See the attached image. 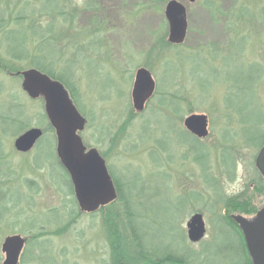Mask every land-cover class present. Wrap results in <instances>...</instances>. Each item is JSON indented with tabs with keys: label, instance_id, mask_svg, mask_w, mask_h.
<instances>
[{
	"label": "rangeland",
	"instance_id": "rangeland-1",
	"mask_svg": "<svg viewBox=\"0 0 264 264\" xmlns=\"http://www.w3.org/2000/svg\"><path fill=\"white\" fill-rule=\"evenodd\" d=\"M168 1L0 0V264L9 236L26 239L19 264H114V245L126 264H241L237 235L215 223L221 214L252 219L264 207L255 185L260 148L239 135L264 134V0H175L186 9L180 45L167 42ZM30 69L68 77L85 120L82 143L101 156L121 198L114 185L115 200L81 211L43 99L21 89L18 74ZM139 69L155 90L138 113ZM12 106L28 123L16 135L6 119ZM192 114L206 116V138L184 128ZM32 128L43 137L17 152L14 140ZM124 200L146 255L129 235ZM193 214L206 228L196 244L186 237Z\"/></svg>",
	"mask_w": 264,
	"mask_h": 264
},
{
	"label": "water",
	"instance_id": "water-1",
	"mask_svg": "<svg viewBox=\"0 0 264 264\" xmlns=\"http://www.w3.org/2000/svg\"><path fill=\"white\" fill-rule=\"evenodd\" d=\"M188 1L192 3L195 0ZM164 17L168 24L167 42L173 45L182 44L187 31L185 7L170 0L165 5ZM18 75L22 78L21 89L29 99L41 97L44 100L45 114L56 136L55 152L71 178L81 211L91 213L99 206L114 200V187L103 160L94 149L85 153V146L78 135L84 129L85 120L71 103L64 87L34 69ZM154 87V81L147 70L136 71L131 92L135 112L143 111L155 90ZM183 126L197 139H204L208 135L207 118L204 115H189L184 119ZM41 137L40 129H28L14 140V149L19 153H27ZM254 165L264 179V140L256 154ZM231 219L242 234L251 264H264V207L252 219L240 215H232ZM205 233L202 215L193 214L186 223L188 241L198 243ZM24 245L25 239L20 236L6 237L1 245V252L5 257L2 264H18Z\"/></svg>",
	"mask_w": 264,
	"mask_h": 264
},
{
	"label": "trees",
	"instance_id": "trees-1",
	"mask_svg": "<svg viewBox=\"0 0 264 264\" xmlns=\"http://www.w3.org/2000/svg\"><path fill=\"white\" fill-rule=\"evenodd\" d=\"M22 16H25V14H22ZM22 18H24V17H22ZM32 24H33V22H32ZM4 25H5V21L0 19V29H2L4 27ZM9 33H7V34H9ZM3 34H5V32ZM14 52H15V54L13 56H18L19 57V53H16V51H14ZM35 60L39 61L38 59H35ZM36 66H38V65H36ZM49 72L52 75V76H50V78L55 80V81L56 80L59 81V83H62L66 87V89L68 90L69 97H70V95L72 97L71 87H70V84L68 82V77L56 74L52 70L49 71ZM71 97H70V99H71ZM71 101H73V100L71 99ZM12 108H13V110H12ZM10 110H11V112L8 114L6 119L9 122L15 123L19 127L17 131L13 132V134L16 135L17 133L22 132V130L24 131V129L26 128L28 123L24 121V120H26V117H24L25 119H23V117H22L23 116V112L20 109L12 106V107H10ZM9 115H12V116H9ZM259 120H261L260 121V124H261V122H263L262 121V117H260ZM48 128H49V130L52 129L50 127V125L48 126ZM239 135L242 137V141L244 142V144L250 145V146H253V147H256V148H260V146L262 145V142H263V138H264V134L260 130H256V129L254 131L250 130V129H247V130L245 129V131H244V129H241L240 132H239ZM60 166L64 170V168H63L61 163H60ZM114 185L116 186L118 194H119L117 199H119V198H121V192L122 191H121V188H120V185H119L118 181H116V184L114 183ZM255 185L257 187L256 190L260 194L264 195V180L261 178V176L258 174V172H257V182H256ZM69 187H71L70 184H69ZM122 198H123V196H122ZM123 202H124V206H125L124 216L126 218L125 219L126 227H127L128 231H129V235L134 240L135 246L141 252L140 254L142 255V253H143V255H146L145 250L143 249V247L140 244V238H139L135 228L132 226V222H131L132 213L129 210V205L127 204V202L125 200ZM219 202L221 204L223 203L224 206L227 204V200H225V201L224 200H220ZM215 224H216L217 228H219V231H221V230H228L229 231L230 230L231 232H234L237 235V237L239 239V243H240V248H241L240 249L241 250L240 254L242 255L241 264H251L250 259H249L248 255H247V252H246V249H245V245H244V241H243L242 235H241L240 231L238 230L236 224L231 220L230 216L224 217L222 214L219 215L217 217V219H216V223ZM115 246L116 245L111 247L112 254L115 255L114 264H126V260L125 259H124V261H119L118 260L119 259L118 258L119 255H117V254H119V250L118 249H114ZM170 259H172V258H170ZM172 261H174V262L173 263H168V264H179L180 263V259H176V260H172ZM151 263L164 264L161 261H158L157 263L155 261H152Z\"/></svg>",
	"mask_w": 264,
	"mask_h": 264
},
{
	"label": "flooded vegetation",
	"instance_id": "flooded-vegetation-1",
	"mask_svg": "<svg viewBox=\"0 0 264 264\" xmlns=\"http://www.w3.org/2000/svg\"><path fill=\"white\" fill-rule=\"evenodd\" d=\"M98 208H99V207H98ZM98 208H97V209H98Z\"/></svg>",
	"mask_w": 264,
	"mask_h": 264
}]
</instances>
